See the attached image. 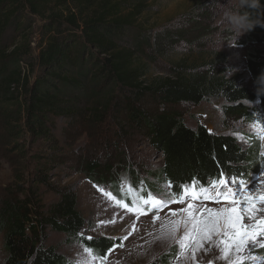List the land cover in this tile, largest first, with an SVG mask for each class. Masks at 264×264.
<instances>
[{"label":"trees","instance_id":"1","mask_svg":"<svg viewBox=\"0 0 264 264\" xmlns=\"http://www.w3.org/2000/svg\"><path fill=\"white\" fill-rule=\"evenodd\" d=\"M153 1L0 0V103L6 108L4 124L14 134L15 150L24 145L18 139L45 148L35 155L37 167L17 173L0 193L4 264H74L49 244L54 232L65 235L67 243L78 242L93 249L97 256H108V250H114L120 241L107 236L87 240L82 233L89 223L79 209L76 187H55L52 183L54 176L73 168L67 161L75 153V124L68 120L69 130L72 128L65 133L64 140L67 137L69 141L65 145L58 134V120L71 119L81 112L73 107L79 99L75 94L87 91L91 79L100 83V91L109 87L103 97L82 110L90 129L95 128L94 134L101 137L99 142L109 149L104 162L98 156L88 158L86 149L78 153L76 169L92 183L107 185L121 177L115 173L112 152L130 139L120 117L122 107L128 121L163 153L161 166L151 175L167 187L172 182L169 193L178 194L180 186L193 179L209 184L219 179L221 171L253 181L264 168L259 142L243 149L233 134L210 133L203 125L189 127L183 116L184 106L221 100L224 117L251 122L259 114L264 123V95L257 94L254 83L264 70V28L257 26L246 33V42L252 44L246 55L252 81L249 84L239 73L227 75L229 64L224 53L199 63L189 64L185 58L167 62L170 71L158 74L153 72V65L184 31H176L179 38L166 36L165 43L158 38V48L151 38L149 52L140 51L137 43L130 44L127 33L152 35L153 29L145 25ZM219 2L222 0H196L181 17L190 24L204 23L203 30L210 31L206 25ZM207 34L184 41L200 44ZM145 99L151 105L145 104ZM106 122L113 125L101 131ZM111 128L114 133L108 135ZM135 165L136 161L124 170L130 187L139 178L133 170ZM144 186L147 189L140 186L134 191L145 196L153 192V187ZM42 187L56 191L59 200L41 204L38 196ZM126 194L130 203L131 197Z\"/></svg>","mask_w":264,"mask_h":264},{"label":"rangeland","instance_id":"2","mask_svg":"<svg viewBox=\"0 0 264 264\" xmlns=\"http://www.w3.org/2000/svg\"><path fill=\"white\" fill-rule=\"evenodd\" d=\"M195 1L196 0H154L152 2V10L147 16L149 22L145 25L147 28L153 29L151 31L152 35L149 33L141 34L137 31L127 33V36L130 38L129 43H137V47L140 51L149 52L148 42L152 40L151 38L154 39L152 45L158 48V38L164 43L166 42V36L174 34V36L170 37L179 38L176 31L181 29L184 31L181 35V39H174L171 46L163 53L162 60L153 65L152 68L154 73L166 74L169 72L170 66L167 62L178 61L185 58L189 64L196 61L199 63L202 60L217 57V55H215L216 53H224L229 64L227 75L232 76L234 73H239L246 81L245 84L251 83V76L246 66V55L252 44L246 42V33L238 37L234 45L224 41L220 48L219 41L221 39L227 40L228 33H221V29L218 26V8L214 10V15L211 16L207 22L206 28L210 31L203 30L204 23L190 24L181 17L184 12L191 8ZM226 2L227 0H222L221 3ZM171 31H175V33ZM207 32L208 34L200 44L184 41L186 38H198ZM103 57L104 56H102V58ZM22 65L27 69L26 62H23ZM102 75L103 73L99 74L98 78ZM99 85L100 83H96V79L88 81L87 91H79L75 94V97H79V99L73 107L81 112L73 115L71 118L72 120H58V134H61V142L65 145H69V141H66L68 138L66 137L64 140L65 133L68 134L72 128L71 127L69 130L70 124L68 120L75 124V127L72 128L74 129L73 131H75L72 140V143L74 142L73 144L75 145V153H73V156L67 161L68 165L73 168L67 170L62 175L60 173L56 177L54 176V178H52L53 185L55 187L74 185L76 187L79 197V209L89 223L82 234L92 237L107 236L118 241L120 240L116 244L114 250L108 254L107 264H192L186 257H180L179 246L166 234V230L161 227V224L166 222L168 218L167 209L161 211V220L159 221L153 220L152 213L137 218L135 213H129L127 209L117 206L114 201L105 197L98 191V188H102L107 192H111L117 199L129 203L126 193H128L127 189L130 185L123 175H126L124 170H127V166L136 161L137 165H135L133 170L137 172L139 178L136 179L137 182H133L131 185L132 188H135L134 190H140V186L147 189L144 185H149L154 188L153 192L150 191L152 195L161 197L165 192L169 193V188L163 185L161 181L155 180L151 175L161 166L164 157L163 153L149 138H147L144 132H141L139 128H135L134 125L128 121L124 107L121 108L122 112L120 113V117L124 119L122 123L130 132V139L128 141H122L117 152H112V158L115 159V173H117L116 175L119 173L123 178H114L109 182L111 184L97 185L92 183L86 175L77 171L79 169L76 168H79V164H76V162L80 156L78 153H82L84 149L87 150L88 158L98 156L103 162L106 160L107 151H109V149H105L99 142L102 140L101 137L96 133L94 134L95 128L90 129L89 124L85 120V113H82L83 109L89 108L98 98L106 94L109 87H103L100 91L98 90ZM144 102L149 105L152 103L148 99H145ZM221 105L222 101L217 100L213 102H203L200 105L184 106L183 116L186 124L193 128L203 125L214 132L233 134L238 139L243 149H247L252 146V144L254 145L259 142L261 153L264 152V140H260L253 129L254 124H264L262 119L259 118V114H255L256 119L251 122H247L242 118L224 117L221 112ZM247 108L257 110L252 106H248ZM5 110L6 108L0 103V193L14 177L18 176L16 175L17 173H26L28 169L37 167V163L34 160L35 155L45 150L44 147L38 144L32 146V144L25 142V139H18L20 143L24 145H21V148L15 150V146L12 144V137L14 134L10 133L9 129L4 124ZM108 125H113V123L106 122L103 127H100V130L102 131V128ZM66 128L67 130H65ZM113 129H108V135H113ZM85 133H88L90 141L85 137ZM90 134H93V136ZM239 136H242L244 139H239ZM106 140L107 139L103 140V142ZM113 140H115L114 137ZM83 144H88L89 147L84 148L82 147ZM78 147L80 151H78ZM225 176L229 175L225 174ZM261 178H264L263 167L262 171L252 182L259 184ZM130 180L131 179H129V181ZM262 190H264V187H262ZM58 200L59 195L53 189H45L43 187L40 189L38 201L42 202L41 204H49ZM207 203L210 207L221 206L211 202ZM129 204L131 205V202ZM183 206L184 205L173 204L169 207L175 209ZM101 221L104 223L101 224ZM133 226H135V231H133ZM129 233H131V235H128ZM124 236H128V239L125 240L123 238ZM49 244H53L74 264L81 258L83 248L85 247L78 242L67 243L65 235L58 232L51 233ZM120 245L123 246L120 247ZM253 251L259 255H264V250L254 249ZM164 254L167 255L162 258ZM4 259L5 251L2 238H0V264H4ZM209 259L215 260V257L212 256V254H197L198 264H207V260ZM165 260L166 262H164ZM217 264H224V262H217Z\"/></svg>","mask_w":264,"mask_h":264},{"label":"snow or ice","instance_id":"3","mask_svg":"<svg viewBox=\"0 0 264 264\" xmlns=\"http://www.w3.org/2000/svg\"><path fill=\"white\" fill-rule=\"evenodd\" d=\"M253 129L259 139L264 140V124H254ZM238 138L244 139L242 136ZM261 156L264 157V152ZM260 164L264 165V159H261ZM168 187H173L172 182H169ZM262 187L264 178L255 184L237 176H225L221 171L219 179H213L209 184L193 179L181 185L178 194L165 192L161 197L141 195L129 187L127 192L131 197V205L102 188H98V191L117 206L135 213L137 218L152 213L153 220L159 221L161 211L167 209L168 218L161 227L179 246L180 257H186L192 264H198V253L215 257V260H207V264H264V255L253 251L264 250ZM207 202L221 206L210 207ZM173 204L184 206L172 209L169 206ZM123 238L127 240L128 236ZM86 239L90 241L93 237L88 236ZM112 251L110 248L109 254ZM75 264H107V255L97 256L93 249L84 247L81 258Z\"/></svg>","mask_w":264,"mask_h":264},{"label":"clouds","instance_id":"4","mask_svg":"<svg viewBox=\"0 0 264 264\" xmlns=\"http://www.w3.org/2000/svg\"><path fill=\"white\" fill-rule=\"evenodd\" d=\"M219 27L221 33H228L227 40L219 41L220 48L224 41L235 44L237 38L254 30L257 26L264 28V2L262 0H227L219 2ZM256 92L264 95V70L256 77Z\"/></svg>","mask_w":264,"mask_h":264}]
</instances>
